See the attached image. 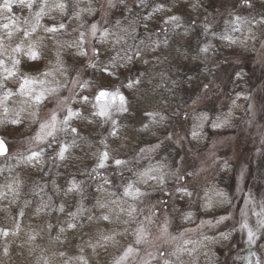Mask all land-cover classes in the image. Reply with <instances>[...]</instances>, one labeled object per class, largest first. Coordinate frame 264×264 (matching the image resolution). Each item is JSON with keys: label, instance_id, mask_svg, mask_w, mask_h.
Segmentation results:
<instances>
[{"label": "rangeland", "instance_id": "rangeland-1", "mask_svg": "<svg viewBox=\"0 0 264 264\" xmlns=\"http://www.w3.org/2000/svg\"><path fill=\"white\" fill-rule=\"evenodd\" d=\"M197 59L218 80L180 109L143 82ZM244 102L193 145V110ZM0 138V264H264V0H0Z\"/></svg>", "mask_w": 264, "mask_h": 264}, {"label": "trees", "instance_id": "trees-1", "mask_svg": "<svg viewBox=\"0 0 264 264\" xmlns=\"http://www.w3.org/2000/svg\"><path fill=\"white\" fill-rule=\"evenodd\" d=\"M195 40L196 39L193 40L194 44H196L195 46H198L200 40H198V43H196ZM125 43L128 44L126 41ZM123 44H120V50L124 48L125 44ZM194 55L195 53L193 52V56ZM128 57V53H122L121 55H119V58L125 61V67L130 66ZM132 65L134 66V68L132 67L131 69L132 71L139 68L136 61L133 62ZM222 67L226 69L227 65H222ZM170 68L180 72L184 71V73L178 75L175 71H172L177 75L172 80H170L169 78L163 80V78L158 73L150 72L149 76H146L143 82L148 84L149 86H153L150 91H155V95H157L158 99H166L168 105H172L174 107L178 106L179 109L185 105L186 100L189 96H193L194 102L201 97V94L203 92H210L208 91V89L212 88L217 82L220 70L218 67H212L211 65H207L206 63L201 62L198 59L193 61L192 68H189L188 64L183 63L173 64ZM170 70L167 69L168 72ZM190 73L193 74V91H183L182 88L185 87L183 86L185 79L186 81L189 80V77L187 76H189ZM228 84L229 91H227V93L232 96V99L248 96L251 93V89L253 87V79L250 75L249 69L243 67V69H241L236 76L234 75L233 78L230 79ZM203 89H205L206 91H203ZM247 106L248 103L244 102L243 104H239L238 106L233 107L232 110L230 106H226L223 109L219 110L212 108H198L193 110V120L190 119V121L193 122V145H204L208 142L209 139L214 136L215 133H235L238 129H240L242 116L247 112ZM168 155H170L171 159H173V153L168 152ZM234 177L235 174L233 171H231L230 165H224V167L221 169L219 181L216 183V186L228 191L231 187ZM99 196H101L100 192L93 191V193H91L88 198L89 203L95 204L99 200ZM58 198H67L65 197L64 190H61L58 193ZM188 200L189 198L187 194H183L181 198L182 203L186 204Z\"/></svg>", "mask_w": 264, "mask_h": 264}, {"label": "snow or ice", "instance_id": "snow-or-ice-1", "mask_svg": "<svg viewBox=\"0 0 264 264\" xmlns=\"http://www.w3.org/2000/svg\"><path fill=\"white\" fill-rule=\"evenodd\" d=\"M57 29L56 28H51L49 29V31H56ZM204 51H207V49H204ZM35 55L32 56V59H35ZM28 81H25V84H27ZM131 85H129L130 87ZM108 96H111L113 101H115L117 99V94H114V93H109L107 91H101L98 96H97V101L99 102L101 99L103 98H106ZM118 99L120 100L121 104H124L125 103V97H123L122 95H119L118 96ZM106 113L101 111L100 112V115L103 116L105 115ZM55 119V117L53 118ZM67 149H63L62 152H61V158H63V152L66 151ZM7 153V148H6V145L4 144L3 140H0V155H5ZM34 157H30V159H33ZM104 158L107 159V153L104 154ZM121 163L120 161H117V164ZM100 167H104V164L101 163ZM105 219H107V217H105ZM4 235H7V233L5 232ZM129 251H131V249H129Z\"/></svg>", "mask_w": 264, "mask_h": 264}, {"label": "water", "instance_id": "water-1", "mask_svg": "<svg viewBox=\"0 0 264 264\" xmlns=\"http://www.w3.org/2000/svg\"><path fill=\"white\" fill-rule=\"evenodd\" d=\"M0 140H2V139L0 138ZM3 142H4V144L6 145V148H7V153L5 154V155H7L8 152H9V147H8V145L6 144V142L4 140H3ZM5 155H0V156H5Z\"/></svg>", "mask_w": 264, "mask_h": 264}, {"label": "clouds", "instance_id": "clouds-1", "mask_svg": "<svg viewBox=\"0 0 264 264\" xmlns=\"http://www.w3.org/2000/svg\"><path fill=\"white\" fill-rule=\"evenodd\" d=\"M146 127V126H145Z\"/></svg>", "mask_w": 264, "mask_h": 264}]
</instances>
